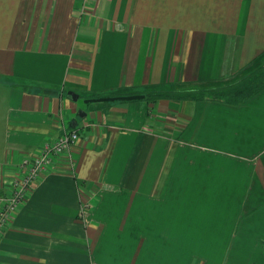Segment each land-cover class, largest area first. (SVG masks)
Returning a JSON list of instances; mask_svg holds the SVG:
<instances>
[{
    "label": "crops",
    "instance_id": "1",
    "mask_svg": "<svg viewBox=\"0 0 264 264\" xmlns=\"http://www.w3.org/2000/svg\"><path fill=\"white\" fill-rule=\"evenodd\" d=\"M261 57L264 0H0V195L78 131L14 211L0 264H264V86L237 105L146 96Z\"/></svg>",
    "mask_w": 264,
    "mask_h": 264
},
{
    "label": "built area",
    "instance_id": "2",
    "mask_svg": "<svg viewBox=\"0 0 264 264\" xmlns=\"http://www.w3.org/2000/svg\"><path fill=\"white\" fill-rule=\"evenodd\" d=\"M77 138L78 131H64L54 142L42 145L37 155L22 159L20 169L9 183L7 193L0 195V235L9 225L14 211L25 201L30 184L44 173L56 158L68 151Z\"/></svg>",
    "mask_w": 264,
    "mask_h": 264
},
{
    "label": "trees",
    "instance_id": "3",
    "mask_svg": "<svg viewBox=\"0 0 264 264\" xmlns=\"http://www.w3.org/2000/svg\"><path fill=\"white\" fill-rule=\"evenodd\" d=\"M264 86V73L257 70H251L249 73L241 76L235 81L226 83L221 86L203 85L202 87H195L194 96H172L169 91H158L152 98H175V99H191L197 100L200 98H207L209 100L222 101L229 105H237L252 96L257 90ZM171 92L181 93L186 91H178L172 89ZM146 96L150 97L148 94Z\"/></svg>",
    "mask_w": 264,
    "mask_h": 264
},
{
    "label": "water",
    "instance_id": "4",
    "mask_svg": "<svg viewBox=\"0 0 264 264\" xmlns=\"http://www.w3.org/2000/svg\"><path fill=\"white\" fill-rule=\"evenodd\" d=\"M67 97L72 101H76L78 98V94L73 91L67 92ZM145 97L144 94L136 93V94H127V95H109V96H101L95 98L85 99V103H93V102H113V101H129V100H137L143 99Z\"/></svg>",
    "mask_w": 264,
    "mask_h": 264
},
{
    "label": "rangeland",
    "instance_id": "5",
    "mask_svg": "<svg viewBox=\"0 0 264 264\" xmlns=\"http://www.w3.org/2000/svg\"><path fill=\"white\" fill-rule=\"evenodd\" d=\"M253 70H257V71H260L261 73H264V57H261L254 64ZM192 87H195V86H191L188 90H186V92H182V94L181 93H176V92H171L172 87H163V88H160V89L150 90V91H147L146 94H148L151 99L158 93V91H161V90L169 91V94L171 93L172 96H181V95L194 96L195 92H197V91L194 90V88H192ZM82 102H84V100H82Z\"/></svg>",
    "mask_w": 264,
    "mask_h": 264
}]
</instances>
